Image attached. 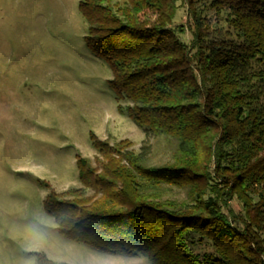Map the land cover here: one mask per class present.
<instances>
[{"label": "trees", "instance_id": "trees-1", "mask_svg": "<svg viewBox=\"0 0 264 264\" xmlns=\"http://www.w3.org/2000/svg\"><path fill=\"white\" fill-rule=\"evenodd\" d=\"M186 2L190 44L169 27L174 0H127L117 11L80 4L90 26L86 43L111 69L116 96L133 103L128 115L145 139L136 155L110 152L115 157L99 175L78 162L83 185L112 209L53 193L45 209L63 236L97 251L144 256L151 264H248L250 258L264 264V0ZM153 12L158 18L150 23ZM158 136L172 143L177 165L145 172L150 139ZM98 149L107 155L106 145ZM136 178L185 184L199 200L176 215L142 197ZM201 180L211 192L205 202ZM234 197L246 218L230 213L231 221L220 212L219 203ZM194 236L211 241L214 255L202 261ZM37 264L52 261L38 254Z\"/></svg>", "mask_w": 264, "mask_h": 264}, {"label": "rangeland", "instance_id": "rangeland-1", "mask_svg": "<svg viewBox=\"0 0 264 264\" xmlns=\"http://www.w3.org/2000/svg\"><path fill=\"white\" fill-rule=\"evenodd\" d=\"M174 1L175 16L169 27L190 44L188 4ZM83 2L101 3L115 11L127 5V0H0V264H21L32 255L37 259L38 254L23 250L19 233L38 218L56 223L44 205L51 193L69 202L84 197L81 202L97 201L112 209V202L107 205L98 191L83 185L78 162L84 161L99 175V169L115 157L110 152L136 155L145 139L128 115L133 103L116 96L110 85L111 69L86 43L90 26L80 11ZM195 5L202 8L203 3ZM147 15L150 23L158 18L156 12ZM150 143L151 154L142 165L145 172L177 165L168 139L153 137ZM99 144L106 145L107 155L100 152ZM214 170L211 164L212 177ZM136 181L141 182L142 197L152 198L150 202L160 208H175L179 216L199 200L185 184ZM200 183L205 185L200 194L205 202L210 187L205 180ZM219 209L231 221L230 213L246 218L238 197L219 203ZM52 231L72 245L81 260L151 264L144 256L97 251L66 238L58 228ZM194 237L192 248L202 261L214 255L211 241ZM248 264L256 263L250 258Z\"/></svg>", "mask_w": 264, "mask_h": 264}, {"label": "clouds", "instance_id": "clouds-1", "mask_svg": "<svg viewBox=\"0 0 264 264\" xmlns=\"http://www.w3.org/2000/svg\"><path fill=\"white\" fill-rule=\"evenodd\" d=\"M59 226L49 218H38L23 227L19 236L23 250L30 254L45 253L52 264H121L120 261L98 259L81 260L72 245L63 242L52 230ZM21 264H37L34 255L25 258Z\"/></svg>", "mask_w": 264, "mask_h": 264}]
</instances>
